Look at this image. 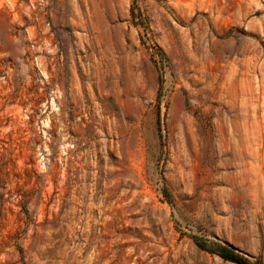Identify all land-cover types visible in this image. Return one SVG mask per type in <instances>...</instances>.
<instances>
[{
	"label": "rangeland",
	"instance_id": "rangeland-1",
	"mask_svg": "<svg viewBox=\"0 0 264 264\" xmlns=\"http://www.w3.org/2000/svg\"><path fill=\"white\" fill-rule=\"evenodd\" d=\"M218 245L264 264V0H0V264Z\"/></svg>",
	"mask_w": 264,
	"mask_h": 264
},
{
	"label": "trees",
	"instance_id": "trees-1",
	"mask_svg": "<svg viewBox=\"0 0 264 264\" xmlns=\"http://www.w3.org/2000/svg\"><path fill=\"white\" fill-rule=\"evenodd\" d=\"M196 244L203 249H207L204 245H202L199 241H196ZM218 253L219 255L227 260L235 262L237 264H262L259 259H255L253 261L248 260L247 258L239 255L238 253L234 252L232 249L224 246L218 245ZM210 250V249H207Z\"/></svg>",
	"mask_w": 264,
	"mask_h": 264
},
{
	"label": "bare ground",
	"instance_id": "bare-ground-1",
	"mask_svg": "<svg viewBox=\"0 0 264 264\" xmlns=\"http://www.w3.org/2000/svg\"><path fill=\"white\" fill-rule=\"evenodd\" d=\"M95 172H96V171H95ZM96 177H97V176H96ZM93 178H94V177H93ZM98 180H99V179H98ZM103 195H104V194H103ZM103 200H104V199H103ZM104 209H105V208H104ZM108 209H109V208H108ZM91 211H92V210H91ZM104 213H105V212H104ZM100 214H101V213H100ZM100 214H99V215H100ZM102 225H103V223H102ZM90 229H91V228H90ZM88 232H89V231H88ZM119 233H120V232H119ZM100 234H101V233H100ZM119 237H120V235H119ZM96 242H97V241H96ZM96 244H97V243H96ZM96 244H95V245H96ZM116 244H117V243H116ZM101 245H102V244H101ZM131 249H132V248H131ZM99 252H100V251H99ZM96 253H97V252H96ZM97 258L99 259V258H100V255H98ZM97 258H96V259H97ZM93 261H94V260H93ZM104 261H105V260H104ZM106 261H107V260H106ZM105 264H106V263H105Z\"/></svg>",
	"mask_w": 264,
	"mask_h": 264
}]
</instances>
